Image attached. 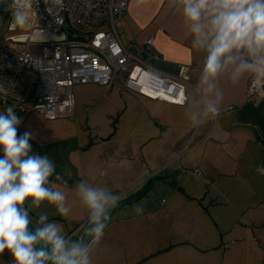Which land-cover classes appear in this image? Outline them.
I'll use <instances>...</instances> for the list:
<instances>
[{"label":"rangeland","instance_id":"obj_1","mask_svg":"<svg viewBox=\"0 0 264 264\" xmlns=\"http://www.w3.org/2000/svg\"><path fill=\"white\" fill-rule=\"evenodd\" d=\"M20 32L25 31L8 30L4 23L0 37ZM72 91L75 115L71 117L50 120L29 110V101L20 105L18 132H31L42 156L55 162L61 179L53 181L54 187L64 192L69 208V214L62 217L46 201L39 206L26 201L34 217L61 220L74 228L88 216L75 190L77 181L83 180L89 187L122 193L104 237L92 251V264H264V162L260 165L246 157L244 148L212 150L210 143L204 144L201 161L203 144L199 148L194 127L197 112L189 114V106L184 110L189 114L185 133H190V147L175 154L177 159L184 157L153 172L149 181L133 185L128 172L132 164L127 159L140 158V136L137 131L131 134L129 127L139 114L156 124L149 111L163 109H155L120 81L76 83ZM8 105L17 107L9 99L0 100V110ZM150 133L160 142L173 136L171 130L162 136L160 127ZM91 138L98 139L84 149ZM151 141L155 142L149 138L138 148L145 149ZM33 151L38 153L34 146ZM82 166L89 180L83 178ZM192 167L201 175L193 177ZM73 168L76 178L69 183ZM138 204L144 206L142 215L135 212ZM0 264H12L7 251L0 254Z\"/></svg>","mask_w":264,"mask_h":264},{"label":"clouds","instance_id":"obj_2","mask_svg":"<svg viewBox=\"0 0 264 264\" xmlns=\"http://www.w3.org/2000/svg\"><path fill=\"white\" fill-rule=\"evenodd\" d=\"M48 0H44L47 4ZM182 6L190 25L191 47L205 53L198 80L192 88L199 108L194 127L215 120L221 112V83L238 85L248 79L264 85V0H169ZM11 13L8 26L23 30L37 15L40 0H0ZM8 89L0 83V100L7 101ZM185 97V103H190ZM22 120L14 105L0 110V254L7 253L12 264H92V251L105 235L120 196L89 187L79 180L75 190L88 210L89 227L73 240L61 225L50 223L33 232L25 202L55 206L62 217L69 214L64 192L50 179L56 173L48 155L33 151L31 132L18 136ZM144 206H135L138 215ZM46 217H42L41 220ZM41 244L37 248L36 245Z\"/></svg>","mask_w":264,"mask_h":264},{"label":"built area","instance_id":"obj_3","mask_svg":"<svg viewBox=\"0 0 264 264\" xmlns=\"http://www.w3.org/2000/svg\"><path fill=\"white\" fill-rule=\"evenodd\" d=\"M127 6L128 0H48L47 4L40 0L37 15L25 32L0 37V83L8 89L7 99L19 107L29 101L28 109L46 119L71 117L75 115L74 84L120 81L146 98L186 104L188 66L181 65L177 77L166 76L119 40L117 23ZM10 20L7 10L8 30ZM139 48L150 60L160 59L153 38L145 39ZM245 95L248 100L255 95L264 97V85L250 80ZM189 171L195 178L201 175L196 167ZM87 227L88 216L71 233L73 239Z\"/></svg>","mask_w":264,"mask_h":264},{"label":"crops","instance_id":"obj_4","mask_svg":"<svg viewBox=\"0 0 264 264\" xmlns=\"http://www.w3.org/2000/svg\"><path fill=\"white\" fill-rule=\"evenodd\" d=\"M189 29L190 25L184 19L182 6L173 7L169 0H128L125 16L117 23V35L123 46L161 73L174 78L179 75L181 65L189 67V80L185 84V92L190 97V103L180 105L140 95L155 109L159 106L163 110L162 112L154 110L156 113L149 111L156 124L142 116L143 114H139V119L129 127L131 134L137 131L140 136L139 145L144 146L149 138L155 141H151L145 149L137 146L139 159H127L132 164L128 172L134 182L133 185L149 181L153 172L164 166L170 167L175 160L184 157L180 156L177 159L176 152L190 147L188 140L190 133H185L189 126L185 120L189 112L195 115L199 108L197 94L192 85L198 80L205 53L191 47ZM150 37L153 38L154 49L160 57L157 61L144 56L139 48V45ZM249 81L246 79L238 85L222 81L223 100L220 115L197 128L195 133L197 140L201 142L199 148L203 144V149L199 152L201 161L204 159L205 145L210 143L212 150L223 147L229 150L244 148L246 157L258 160L260 165L264 162V97L255 95L251 100L246 98L245 90ZM189 106L191 110L187 113L184 109ZM141 118L144 122H141ZM159 127L163 132L162 136L170 130L173 136L165 137L160 142L157 135L150 133L154 129L158 131ZM150 145H155L157 151H152L151 147H154ZM81 174L83 178L89 180L85 167L81 169ZM126 190L128 189L122 192Z\"/></svg>","mask_w":264,"mask_h":264},{"label":"water","instance_id":"obj_5","mask_svg":"<svg viewBox=\"0 0 264 264\" xmlns=\"http://www.w3.org/2000/svg\"><path fill=\"white\" fill-rule=\"evenodd\" d=\"M10 2V0H9ZM7 10H8V5L7 4H0V30L2 29L3 25H4V19H5V16H6V13H7ZM22 109L21 107L17 108L16 107V114L19 116L20 112H22ZM18 135H22V133L18 132ZM98 139V138H91L87 144L86 147H84V149L86 148H89L90 145H92L94 143V141ZM99 139L102 140L101 137H99ZM30 143L32 144V146H34L38 152L39 155L42 156V152L40 150V148L38 147V145L33 141L31 140ZM76 178V170L73 168V178L70 179L68 182L71 183L73 179ZM52 181H59L57 180L56 178L52 177L50 178ZM26 210L28 211L29 213V218H30V224H29V228L35 232L36 230L38 229H41L43 228L44 226L50 224V223H53V222H57L61 225V227L63 228V232L64 234L67 236V237H70L71 238V233L73 231L72 228H68L66 225H64V223L61 221V220H57V219H49L47 221H41L39 220L38 218L34 217L32 213L29 212V210L27 209V207L25 206ZM37 248L41 247V244H37L36 245Z\"/></svg>","mask_w":264,"mask_h":264},{"label":"flooded vegetation","instance_id":"obj_6","mask_svg":"<svg viewBox=\"0 0 264 264\" xmlns=\"http://www.w3.org/2000/svg\"><path fill=\"white\" fill-rule=\"evenodd\" d=\"M7 14V13H6ZM5 19H6V16H5ZM5 19H4V23H5ZM17 108H19V106H17ZM122 193L118 194V195H121ZM81 222V221H80ZM80 222L74 227L72 228L73 230H75L77 228V226L80 224ZM90 226V225H89ZM73 232V231H72ZM71 239H73L72 235H71ZM74 240V239H73Z\"/></svg>","mask_w":264,"mask_h":264},{"label":"bare ground","instance_id":"obj_7","mask_svg":"<svg viewBox=\"0 0 264 264\" xmlns=\"http://www.w3.org/2000/svg\"><path fill=\"white\" fill-rule=\"evenodd\" d=\"M162 94H163L164 96H166V97H170V96H171L170 94H168V93H166V92H162Z\"/></svg>","mask_w":264,"mask_h":264}]
</instances>
